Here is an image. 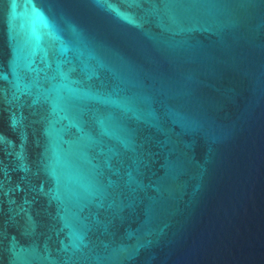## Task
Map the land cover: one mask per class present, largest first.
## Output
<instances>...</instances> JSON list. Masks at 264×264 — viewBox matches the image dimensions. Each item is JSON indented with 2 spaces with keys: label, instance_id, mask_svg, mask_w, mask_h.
<instances>
[{
  "label": "water",
  "instance_id": "obj_1",
  "mask_svg": "<svg viewBox=\"0 0 264 264\" xmlns=\"http://www.w3.org/2000/svg\"><path fill=\"white\" fill-rule=\"evenodd\" d=\"M0 264H264V0H0Z\"/></svg>",
  "mask_w": 264,
  "mask_h": 264
}]
</instances>
